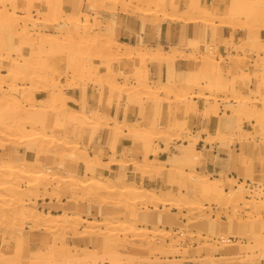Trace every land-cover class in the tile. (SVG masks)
<instances>
[{"label": "rangeland", "instance_id": "obj_1", "mask_svg": "<svg viewBox=\"0 0 264 264\" xmlns=\"http://www.w3.org/2000/svg\"><path fill=\"white\" fill-rule=\"evenodd\" d=\"M46 1L0 0V12L2 13L0 14V38L3 36L4 39L2 42H4L9 36H14L21 49L20 54H11L8 60L0 61V64H3L0 77L4 78L3 85L5 91H9V86L12 83L9 79L10 70L13 63H17L21 70L19 71L16 82L17 88L20 89V95L25 93L22 87H25L27 91L30 88L32 89L31 94L34 98L37 96L38 99L26 101L27 98L21 97L15 99L17 104L25 107V109H29L32 106L31 104H35V110H31L33 114L38 110L36 112L42 113L45 111L53 117L54 115L51 114L56 113L58 117H63L59 122L61 124L64 120L63 126L58 129L54 137L77 143L80 149L78 151L74 148L63 149L62 147L54 146L53 141H47L50 145L53 144L51 147L52 154H48L45 151L32 152L29 155L25 154L32 162L30 164H22L23 168L36 171L44 170L46 172L47 166L53 165L54 170L52 169L49 172L57 175L67 176L69 175L67 171L70 174H81L83 173L84 167L81 162L79 163V167L73 164L75 162V160H72L74 154L82 151V153L87 152L90 155L98 154L101 158V163H103L102 165H108L111 159L113 160L115 158L114 155L118 156L119 154L122 161L124 160L123 162L130 160L129 162L132 163L131 166H115L113 170L106 171L105 174L100 170H96L95 172H90V175H88L89 178L87 177V179H90L92 175H94V178H100L102 175L101 177L106 180L114 178V176L121 177L118 183H116L117 189L122 186L137 187L145 192L154 191L156 194L162 196L172 192L176 196L186 194V196L190 197L194 192L192 190V184L193 182L195 183V178L198 179L202 175L209 179H218L216 184L218 186H212L216 191L220 188L228 191L236 188L234 186L235 184L237 187L242 185L245 191L243 195L246 197L244 199H232L229 195L227 196L225 194L227 198L219 200L212 196H204L205 194L202 193V199H199L195 206H189L187 209H176L172 206L164 208V206L158 205L157 212L150 214L154 218L158 213L165 211L166 216L175 218L176 223L173 226L167 227L165 223L157 224L156 220H153L149 224H143L140 221L144 211L155 209L153 200L147 198L145 195L144 197H128L126 195V197H123L117 190L110 194V196L104 195L105 193L103 195L101 194L96 200L89 198L88 200H83V202L80 200L69 201V193L71 191H77L78 194L76 193L77 195L75 196L80 198L83 191L80 188L81 184L53 183L47 186L48 193L54 192L53 194L56 193L58 195L57 197L55 195L51 197L48 195V198H46L45 194L41 191L42 195L29 200L30 205H27L25 204V201H28L27 197L21 194L26 191L25 189L23 191V188H26L28 191L30 183L27 182L29 180H19L20 183L13 184L15 189L19 187L20 189L18 190H21L16 195L17 200H0V207L8 208V210L0 212V219L1 221L4 220L3 222L0 221V264H44V262L45 264H77V260H70L69 258L68 260L64 256H61L64 252L60 249V246L63 244H73L93 248L96 247L94 237L103 238L102 230H100L101 232H99L98 228L94 229L96 232L88 230V222H84L81 218L95 221L112 219L119 220V222L133 220L137 221L138 227L157 229L153 234H149L141 240L130 241L129 239L132 235L129 234L127 236V243H130V247L138 246L140 243L145 245L148 240H155L156 244L159 245L161 244L159 243L162 238L161 233L167 230L171 231L172 238L169 237L165 241H168L169 244L171 243L177 249L176 252H169L167 255L160 253L152 247L151 250L144 251L141 256L128 255L125 260L127 262L131 261L135 262V264H200L204 261H212V263L214 262L213 264H224L232 261H246L247 264H264V229L259 230L255 225L256 221L264 222V122H260L262 119L259 117L253 119L246 112L244 114L240 111V109L243 110V106H251V109H259L260 107L261 111L264 108V105H262L264 101V16L261 14L264 11V0H242L245 3L243 9L237 12V14H230L229 16L224 15L230 7L225 5L222 10L216 12L213 10L214 15L205 18H202L197 13H188L184 0H181L182 5L176 10H173L169 6L163 8L164 10L158 9L153 0H78L80 2V8L73 9L70 5H66L65 13L63 12L65 14L64 16L59 17L60 12L56 13L55 17L57 19L59 18L58 21L53 20V15H50L49 7L45 6ZM214 2L216 3L218 0L194 1L197 6L205 4L210 9H213ZM53 3L57 5L58 1L56 0V3ZM249 4H254V7L255 4H258L255 7L257 12L249 14L247 12ZM144 11H151L152 14L145 15ZM69 13L74 14V16L78 13L81 16V23L79 24L81 31L76 37L72 33L73 27L67 23L66 17H69ZM7 17L8 20L9 18L17 19L14 21L17 23V29L15 32H12L14 35L10 34V29L5 26L4 22H6L5 19ZM186 17H194L197 23H186ZM167 23L176 24L181 28V38L178 44L173 42L167 44H162V42L151 44L141 38L140 33L145 30V27L148 26L157 33L160 26ZM122 28L126 29V36L131 39L133 46L141 48L142 51L146 47H152L154 51L159 54L161 53L159 55L160 59L153 60L149 56L143 59L140 54L133 50V55L128 53L129 56H127V53H125L127 57L125 58V54L120 52L125 51V48L121 47L113 48L114 51H107L106 46L114 42L117 43V41L119 42V39H123L120 35ZM192 28H194V34H190L189 32ZM132 36L137 37V40L133 39ZM50 39H55V42L64 44L62 56L59 57L63 59L64 65L61 71L57 68H51L48 70V72L50 71L49 73H44L42 69L39 71L42 63L38 56L46 59L52 56V53L47 54L48 56L44 54L47 56L45 57L43 54L35 52L39 51V46H35L33 49V47L26 45L29 40H32L36 45H40L42 40L46 44L47 40ZM112 40L115 41L113 42ZM125 40L128 41V39ZM76 42L79 44H75ZM71 43H74V47L70 45ZM222 45L225 47L226 53L223 52L224 48ZM210 46H213V48L210 49ZM7 51L13 53V50H5V52ZM145 52L147 51L145 50ZM23 54L27 55L22 56ZM74 56L78 58L76 62H79V65L82 66H79L81 69L77 71H72L78 68H76L77 66L71 65L72 62H70ZM23 58H26L28 62L26 63L25 59L23 61ZM166 58L176 60L169 62ZM178 58L190 60L191 66L187 70H177V73H174L171 78L165 80L158 79L157 81L151 80L148 68L150 63L173 67V64L179 60ZM72 66L74 69H72ZM84 67H86V70L83 71L82 69ZM212 75H219L221 81L228 83L227 85L231 87L224 92H208L207 89L210 85ZM112 77H114L113 79L115 81L114 86L122 88L124 91L115 89L113 85L111 87L110 82L107 81L112 79ZM194 80L196 83H194ZM43 88H48L51 93L55 90H58L55 92H59L60 90L67 97L69 96L70 89L82 88L85 89L86 94L89 92L92 97L98 96L100 105L99 107H94L86 103L80 109L74 107L72 109L69 106V102H75L69 96L67 99V108L72 110L76 109V113L79 112L77 113L78 115L86 114L85 116L83 115V118L81 117L80 124L77 123L79 125L78 127H80L78 132L74 126L76 123L69 122L65 114L64 116H60L64 112L62 108L59 106V108L56 107L54 103L51 105V99L45 98L46 95L45 91H42ZM200 95H208L209 98H197ZM181 96H185L187 100L179 101V97ZM6 97L11 98L9 97V93ZM52 100H54V96ZM210 103L218 106L216 114L208 111L207 108ZM189 104H195L196 106L195 110L190 113L187 111ZM159 105H162L163 108L158 109L160 107ZM130 107H136L139 110V119L128 121L127 114ZM111 108L116 109V114L112 115L111 112L106 110ZM56 110L59 111L56 112ZM159 110H162L160 112L163 113L162 115L158 112ZM97 112L102 117H99ZM94 113L100 121L97 120V116L93 115ZM146 113L154 114V117H145ZM190 115L202 118L205 121H215L217 126L214 129L202 128L200 130H193L191 126H188L189 123L187 122ZM175 122L179 123L182 127L184 126V130L171 131L169 126L172 123L175 124ZM44 124L42 122L33 124L32 126L34 127H30L29 125L27 127V133H29L31 128H33L32 134H35L34 132L40 131L44 127H51L47 122ZM69 126L70 130L65 132L63 127ZM34 129L37 131H34ZM104 129L113 132L115 135L127 136L132 141L134 140L132 143L133 145L135 144V151L133 147L116 150V145H112L110 152L107 151L108 147H100L90 152L88 146L82 142L85 134L88 132L92 135L96 132L99 134ZM72 130L76 133L71 132ZM40 140V142H44L42 141L43 138ZM37 141L38 139L34 142L37 143ZM237 141L240 143L239 146H235ZM17 142H14L13 147L19 149L21 152L19 155L23 157L24 152H28L29 145H17ZM199 142L204 143L201 146ZM144 143L150 145V148L145 152L147 153V163H153V167L158 162L160 166L154 172L153 170L145 169V153L140 152L141 148L145 146ZM215 144H219L227 156L222 157L218 153L214 155L216 164L220 163L219 161H223L226 166L221 165L222 167L218 174L212 170L213 167L207 172L198 169L203 166V160L205 161L207 156H209ZM185 145L195 146L194 149L200 151L198 154L200 156L193 165L185 167V176L180 178L177 172L176 161L177 156L185 155L184 152L187 149ZM208 147H211V151L208 150ZM4 157L0 155V164L7 163ZM244 157L248 162L243 159ZM149 159L154 161L152 162ZM242 160L247 162V168L245 169L241 163ZM225 168H227L226 171ZM168 170L173 171L170 173ZM230 171H235L236 174L234 173V176H232L229 174ZM136 173L141 175V180L135 176ZM124 175L126 177L122 178ZM161 181L162 183L165 182V184L162 185ZM234 200L237 201L235 202ZM101 206L102 209L106 210L103 215H100L95 209L98 207L101 208ZM28 207H33L38 212L42 211L43 213L49 214H58L65 211L69 215L73 213L80 214L81 220H79L78 229L75 232V229L61 226L60 223L53 226L54 230L47 229L45 228L46 226H35L38 223L29 219L27 220L24 216H28L25 213L22 214ZM81 207L86 208L87 211H92L91 216L83 215L81 213L82 211H80ZM114 207L119 209L117 212L115 211V214L112 212V208ZM13 210L18 211L15 214L16 216ZM5 213L6 216L8 215L10 217H6L10 219L8 220L10 224L4 218ZM2 214L4 215L2 216ZM14 217L18 218L15 219V223L11 221ZM229 220L237 222L240 226L232 234L227 232L228 230L226 229ZM205 223L206 227H204ZM244 227H246L245 230L251 235H258L259 239L254 240L256 238L255 236L248 239L247 235L244 234ZM161 230L163 231L161 232ZM83 231L86 233H83ZM117 233L119 234L117 236L120 237V240L125 237L120 232ZM179 234H182V236ZM195 234H200V236ZM25 237L27 238V247L23 246L22 243ZM230 237L236 239L229 240ZM253 240L255 242L257 241L260 245L254 243ZM48 242L53 248L50 247V250L48 249L51 252L48 251L47 253L50 254L43 256L48 259L43 260L41 258L42 255L39 254V256L37 251H39L38 249H47V246H49ZM226 243H232L234 246H225ZM252 243L256 244V247L251 249L253 251H250L252 256L254 254L253 259H249V249L235 250V247L238 245H252L251 248H253L255 245ZM100 248L97 246V249L100 250ZM20 251L22 252L20 253ZM78 261L79 264L90 263L86 261H82L81 263V260ZM91 263L94 264L95 262ZM112 263L113 261L111 262L109 258L102 256L98 258L95 264Z\"/></svg>", "mask_w": 264, "mask_h": 264}, {"label": "bare ground", "instance_id": "obj_2", "mask_svg": "<svg viewBox=\"0 0 264 264\" xmlns=\"http://www.w3.org/2000/svg\"><path fill=\"white\" fill-rule=\"evenodd\" d=\"M57 1H58L57 5H55L53 3V2L56 3V0H47L45 2V6L49 7L50 15L51 14L53 15V16L52 15L51 16H52L53 20H55V21H58V19H59V18L57 19V17H55L57 12H60V14H59L60 16L57 15L59 17L65 15L64 14L65 13L64 10L67 7L66 5H70L73 9L74 8H78L80 6V2H78V0H57ZM137 1H140V0H137ZM141 1H144V0H141ZM146 1H148V0H146ZM153 1L156 3L155 5L158 7V9H163V8H166V7L169 6L173 10H176V9H179L181 7V5H182L181 0H153ZM153 1H150V2H153ZM194 1L195 0H184V3L186 4V8H187L188 13H197L202 18L210 17L211 15H214L213 9L208 8L207 6H205V4H201V5L197 6L196 5L197 2L194 3ZM14 5H16V4L14 3ZM216 5H217L216 8L218 10H222L225 5H227L228 7L230 6L229 9L227 10V13H224V15H228L229 16L230 14H232V15L234 14L235 15V14H237V12L242 10L244 5H245V3L242 0H218V2H216ZM256 5H258V4H255V7H256ZM255 7H254V4H249V8H247V12L249 14L257 12ZM58 10H60V11H58ZM144 12H145L144 13L145 15L152 14L151 11H144ZM79 13H81V12H79ZM0 14H2V13L0 12ZM249 14H247V15H249ZM261 14L264 16V11L261 12ZM46 15H48V14H46ZM75 16H74V14L69 13V17H66V18H67V23L71 24L69 26L73 27L72 33L76 37V36H78V34L81 31L79 29V24L81 23L80 22L81 21L80 20L81 16H79L78 13ZM0 19H1V17H0ZM15 20H17V19H15V18L10 19L9 18V20H8V17H7V19H5L6 22H4V23H5V26L10 29V34H13L12 32L13 31L15 32V30L17 29V23L14 22ZM186 23L196 24L197 21H196V19H194V17H191V18H187ZM113 24L115 25V23H113ZM0 25H1V23H0ZM27 31H29V30H27ZM27 31H26V33H27ZM3 39H4V37L1 36V38H0V61H2V62L8 60V58L11 57V54H20L21 53V49L18 46V41L16 40V38L14 36L11 35V37L9 36V38L6 41L2 42ZM54 40H51V39L47 40L46 44H44V40H42L40 45H36L35 43L32 42V40H29V42L26 45L28 47L29 46L33 47V49L35 48V46H39L38 47L39 51H35V52H39L40 54H43V55L44 54L47 55V54L52 53V56H49L46 59H42L40 56H38V58L41 59V63H42V67H41V63H40V67L41 68H39L40 69L39 71H41V69H42L43 70L42 72H44V73H46V72L49 73L50 71L48 72V70L51 69V68L52 69L57 68L58 70L61 71V68L64 65L63 59L59 58L60 56H62V51H63V48H64V44L61 43V42H57V41L55 42ZM112 41L114 42L115 40H112ZM77 43L78 42H76L75 44H77ZM111 44H113V45H111ZM111 44L106 46L107 47L106 48L107 51L108 50L112 51L113 48L121 47V48H125V51L124 50L123 51L118 50V51L122 52L123 54L127 53V56H129L128 53L132 54V52L134 51V52H137L138 54H140L141 58H143V59H146L148 56H149V58H152L153 60L160 59L159 55H161V53L160 54L157 53L156 51H154V49H152V47L151 48L150 47H146L145 50L147 52H145V50L142 51L141 48H136L135 46L127 44V43H120V42L117 41V43L114 42V43H111ZM70 45H73V47H74V43H71ZM212 48L210 46V49H212ZM7 49L13 50L12 51L13 53H11L10 51L5 52V50H7ZM30 50H28V51L31 53ZM135 50H138V51H135ZM140 50L142 51V53H141ZM29 52H28V54H29ZM32 52H34V51H32ZM170 54H171V52H170ZM26 55L23 54L22 56H26ZM47 56H45V57H47ZM124 57L127 58L126 54H125ZM29 58H31V57H29ZM24 59L26 60V63H27L28 62L27 59L23 58L22 60L24 61ZM76 59H78V58H76V56H74L72 61H70V62H72L71 65H74L75 67L77 66L76 68H78V69H74V67L72 66L73 68L72 67L71 68L74 69L72 71H77V70L81 69L80 67H82V66L79 65V62H76ZM166 59L169 62H173L174 60H176V59H169V58H166ZM38 60H36V61H38ZM23 63H25V62H23ZM29 63L31 64V62H29ZM9 64H10V62H9ZM28 64H27V66H28ZM30 64H29V67H30ZM2 65L3 64H0V72H1ZM85 68L86 67H84V69H82V70L83 71L86 70ZM33 69H31V70H33ZM82 70H80V71H82ZM19 71H21L20 68H19V65L17 63H13V66H12V68L10 70V75H9V79H10V81H12V83L10 84L9 89H8L9 91H5L4 85H3L4 78L0 77V155L5 156L4 158L6 159V162H7L5 164H0V196H1L0 200H12V201L15 200V199L17 200L16 195H18L21 190H18V189H20L19 187H17L18 189H15V186L13 184L20 183L21 180L22 181L29 180L27 182L30 183L28 191H27L26 188H23V191H24V189L26 191L23 192V194H21V195H25L27 197L28 201H25L26 202L25 204H27V205H30L29 200L38 198L39 195H42L41 191H42V193L45 194L46 198H48V195L50 197L54 196V195L57 197L58 195H56V193L53 194L54 192L53 193L52 192L48 193V187L47 186H50L53 183H60V184L61 183H69L71 185L81 184L80 188H82L83 191H82V194H81L80 198H77L75 196V195L78 194L77 191H71V193H69V197H70L69 201H75V200L78 201V200H80V201L83 202V200H88L89 198L92 199V200H94V199L96 200L97 197L100 196L101 194L103 195L105 193L104 195L110 196V194L114 193L117 190H118L117 192L120 193V195H122L123 197H126V196H128V197H132V196L133 197L134 196L144 197V195H145L147 198H150L151 200H153V202L155 203V209H153L151 211H148V210L144 211L142 217L140 218V221L143 224H149V223H152L153 220H156L157 224L158 223H161V224L165 223V224H167V227H169V226H173L176 222H175V218H173V217L170 218L169 216H166L165 211L161 210L162 212L158 213L156 217L154 216V218L150 214V213H153V212H157L158 205H162V206H164V208L167 207V206H172V207H174L176 209H182V208H186L187 209V208H189V206H195L197 201H199V199H202V197H203L202 193L205 194L204 196H212L215 199H219V200L220 199H226L227 197L225 196V194H227V196L229 195L230 198H232V199H244L246 197L245 195H243L245 191H244V187L242 185L237 187V185L234 183L235 184L234 186L236 188H233V189L228 190V191H224L222 188H220L219 190L216 191L214 189V187H212V186H214V185L218 186V185H216L218 179L217 178L216 179H209L208 177H205V176L203 177L202 175H200V177L197 176L198 179L195 178V183L193 182V184H192V186H193L192 190L194 192H193V195L190 196V197L186 196V194H182V193H181L182 195H179V196L177 195L176 196V195H173L172 192L169 193V194H166L165 196H162V195L156 194L154 191H146L145 192L141 188H137V187H125V186H122L121 188L117 189L118 187L116 186V183H118V181H119V179L121 177L118 178V177L114 176V178L106 180V179H103V177H101L102 175L100 176V178L99 177L98 178H94L93 177L94 175H92V177L90 179H87V177L89 178V176H88V175H90L89 173L90 172H95L96 170H100L103 174H105L106 171L109 172V171L113 170V167H115V166H120V165L121 166H129V165L131 166L132 163L129 162L130 160L128 162L127 161L123 162L124 160L122 161L121 157H119V154H118V156L114 155L115 158H113V160L111 159V162L108 165H102L103 163H101V158L99 157L98 154L90 155L87 152L82 153L83 151L79 152L77 154H74L72 156V160H75V162L73 164L76 167H79L80 166L79 163L81 162L82 166L84 167L83 168V173H81V174L74 173L76 175L70 174L69 171H67V173L69 174L67 176L66 175H57L55 173H51L49 171H52V169L54 170L53 165L52 166L48 165L47 166L48 171L46 169V172L44 170L36 171V170L28 169V168H23L22 164H26V163L30 164V162H32L31 159H28L27 155H29V153H32V152L36 153V152H39V151H42V152L45 151V152H48V154L49 153L52 154L51 147L53 146V144L50 145V143H47V141H53L54 146H57L59 148L60 147H62L63 149L74 148L76 151H78L80 149V146L77 143L68 141L67 139L54 137V134H56L58 129L63 126L62 124H63L64 120L62 121L61 124L59 123L60 120L63 117L62 118L58 117V115H56V113L55 114H51V115H54V117H53V116L48 115V113L45 112V111L42 112V113L41 112L40 113L36 112L38 110H36L35 113L33 114V113H31L32 112L31 110H35L34 109L35 108V106H34L35 104H31L32 106H30V108L28 107L29 109H25V107H23V106L21 107L20 105L17 104V101L15 99H18V98H21V97L27 98L26 101H29V100L31 101L33 99L38 100L37 96H36V98H34V96L31 94L32 89H30V88L28 89L29 91H27V89H25V87H22V90L25 93H23V95H20L21 94L20 93V89L17 88V85H16V82L18 80ZM66 72H67V70H66ZM34 73H37V72H34ZM38 73H40V72H38ZM50 75H51V73H50ZM113 78L114 77H112V79L109 78L110 80L107 81V82H110L109 84H111V87H112V85L113 86L115 85V81H114ZM194 83H196L195 80H194ZM227 84L228 83H224V82L221 81V78H220L219 75L218 76L212 75L211 76V82H210V85L208 86L207 90L210 93H213V92H224L226 89H229V87H231L230 85L228 86ZM114 88L115 89H119L120 91H124L122 88H119V87H115L114 86ZM43 89H42V91H45V95H46L45 98L51 99L50 102L52 101L50 104L52 105L54 103V105L56 107L59 106L64 111V112H62V114L60 116H64V114H65L67 116L69 122L80 124V122H81L80 119H81V117L83 118V115H84L83 113L84 112L81 113L83 115H78L77 113H79V112L76 113V109L72 110L73 109L72 107H71L72 109L67 108V99L69 98V96L67 97L65 95V93H63L60 90H59V92H55V91H58V90H55L54 92L51 93L48 88H45L44 90ZM82 91H83V94H85L84 96H86L85 89H83ZM8 93H9V97H11L10 99L6 97V95ZM53 96H54V100H52ZM117 96H119V94H117ZM179 98H180L179 101L187 100V98L185 96H181ZM195 98H196V96H195ZM197 98L206 99V98H209V97H208V95H200L199 97L197 96ZM8 100H10V101H8ZM73 101L75 102L76 105H79L81 107H84L83 104H86V98L85 97L81 101H78L77 99L76 100L73 99ZM194 102H196V101H194ZM262 105H264V101L262 102ZM208 106L209 107L207 109H208L209 112H212V114L213 113L214 114L217 113V111H218L217 107L218 106H216L213 103H210ZM161 107H162V105L160 107H158V109H161ZM187 108H188L187 111H189V113H190L191 111L195 110L196 106H195V104L194 105L189 104V106ZM57 111H59V110H56V112ZM161 111L159 110L158 112L160 113ZM240 111L242 113L246 112V114H248L249 117L252 116L253 119L256 118V117H259V118L262 119V120H260V122L261 121L264 122V108L261 111L260 107H259V109H251V106H249V107L243 106V110L240 109ZM91 113H93V112H91ZM160 114L162 115L163 113H160ZM93 115H95V113ZM93 115H91V116H93ZM97 115L99 116L98 112H97ZM97 115H95V116H97ZM98 116H97V120L100 121V119H98ZM100 116L102 117V115H100ZM103 118H105V117H103ZM103 118H101V119H103ZM160 118H161V116H160ZM68 121H67V123H68ZM41 122L43 124L47 122L48 124H50L49 126H51V127H49V128H45L44 127L40 131H37L36 129H34V131H37V132H34L35 134H32L33 133L32 132L33 128H31V130H29V133H27V129H28L27 127L29 125L31 127L33 124H38V123H41ZM76 124L74 125L75 128H76L75 130H77L79 132L80 127H78L79 125L78 124L76 125ZM32 127H34V126H32ZM183 127L179 123H176V122H175V124L172 123L169 126L170 130L174 131V132L181 131V130L183 131L184 130ZM63 128H64L65 132L70 130V126L69 127H63ZM73 130L71 132H74ZM166 132H167V130H166ZM74 133H76V132H74ZM177 133H179V132H177ZM1 136H3V137L1 138ZM41 138H43L42 141H44V142L46 141V143L40 142ZM36 139H38L37 143H35ZM15 141H18L17 145L18 144H24V146L25 145H29V148H28L29 150H28V152L27 151L24 152L23 157H20L19 153H21V152L19 151V149L13 147L14 144H15L14 143ZM144 145L145 146H143V147L141 146L142 148H141L140 152H142V153L147 152V150L150 148V145H147V143L146 144L144 143ZM185 147L187 148L186 151L184 152L185 155L177 156V161H176L177 172L180 175V178L181 177L183 178L185 176V167H189V166L193 165L196 162V160L198 159V157L200 156V155H198L200 153V151L195 150L194 149L195 146H193V145H185ZM59 148H57V149H59ZM25 154H27V155H25ZM115 154H116V152H115ZM144 155H145V158H144L145 161L144 162L146 163L145 164V167H146L145 169L153 170V172H154V170H157L158 167H160L158 162H157L156 166L153 165V167H152L153 163L149 164L146 161L147 160V153H145ZM152 159H149V160L153 162L154 160H152ZM243 159H245V157ZM245 160L241 161V163L243 164V168L244 169L247 168L246 163L248 162L247 160H246L247 162ZM168 171H170V173H171L173 170H168ZM150 172H152V171H150ZM135 176L138 177L140 180L142 179L141 175H138L137 173L135 174ZM125 177L126 176L124 175L122 178H125ZM44 194H43V196H44ZM105 197H107V196H105ZM18 198H19V196H18ZM22 198H25V197H22ZM102 198H104V197H102ZM89 204H93V203H89ZM90 209H92V208H90ZM95 209L97 210V212L100 215H103L106 212L105 209H102V206H101V208L98 207V208H95ZM124 209H127V208H124ZM4 210H8V208H4V207L1 208L0 207V212H2ZM112 210H113L112 211L113 214H115V211L117 212L119 209L114 207V208H112ZM80 211H82L81 213L83 215H88L89 217L91 216V212L92 211L91 212L87 211V209L84 208V207H81ZM16 212H18V211L15 210L14 211V215L16 214ZM24 213H25V215H27L29 217L28 218V217L24 216L25 218H27V220L29 219V220H31L33 222L38 223L37 225L35 224V226H41V227H45L46 226L45 228H47V229L49 228L51 230H54L53 229L54 225H57L58 223H60L61 226H65V227H68V228L75 229L74 231L76 232V230L78 229L77 226H79L78 225L79 224V220H81V219L84 222H88V226H87L88 230L95 231L94 229H97V228H98L99 232H101L100 230H102L103 238H99V237L97 238V236L94 237V243L96 244V247H93V248L88 247V246L81 247V246L73 245V244L72 245L71 244L70 245L69 244H63L62 246H60V249H62L63 252H64L61 256H64L67 259L69 258L70 260H75V261L76 260L77 261L81 260V263H82V261L90 262L89 264H92L91 262H93V263L95 262L96 263L98 258L104 256V257L109 258V260L111 262L113 261L112 264H135V262H131V261L127 262V261H125L128 255L132 254L133 256H137V255L141 256V254L144 251H149L148 249L151 250L152 247H154L155 250H158L160 253H163V254L164 253L165 254H167V253L169 254V252L172 253V252H176L177 251V249H175L172 246L171 243L169 244L168 241H165V239H169V237L172 238L171 237L172 233L169 230L161 233V237L162 238L160 239L159 243H161V244H159V245L156 244L155 240H148L147 244H145V245L140 243L138 246L130 247V245H129L130 243H127V240H128L127 236L129 234L132 235L131 238L129 239L130 241L141 240V239L146 238L149 234H153L157 230L155 228L154 229H150V228H146V227H138L137 221H133V220L129 221V222H119V220H112V219H102V220H99V221H95V220H92V219H88L87 220L86 218H81L80 214L73 213L72 215H69V213L67 214L66 211L58 213V214H49V213H43L42 211L38 212L33 207H28L24 212H22V214H24ZM108 214H109V212H108ZM108 214H106V215H108ZM0 215H1V213H0ZM3 215L4 214H2V216ZM14 215H12V216H14ZM21 216H23V215H21ZM6 217H8V215L6 216V213H5V216H4L5 220H7V221L10 220V219H7ZM8 218H10V217H8ZM16 218L17 217L12 218L13 220L11 219V221H13V222L16 221L15 220ZM2 220H3V218H2ZM0 221H1V219H0ZM3 221H1V222H3ZM80 223H81V221H80ZM9 224H10V222H9ZM255 225H256V228H259V230L264 229V222L263 221H256ZM204 227H206V223H205ZM239 227H240L239 224L237 222L233 221V220H229L227 222V225H226V229L228 230L227 232H229L231 234L234 232L235 229H237ZM118 228H120L121 230L120 229L117 230ZM64 229H67V228H64ZM245 229H246V227L243 228V231H244V234L247 235L248 239L250 237H252V236L256 237V238H254V240H256V239L258 240L259 239L258 235H251ZM162 231L163 230H161V232ZM117 232H120V234L125 235V237L120 240V237L117 236V235H119ZM83 233H86V232L83 231ZM195 235L200 236V234H195ZM195 235H192V236H195ZM22 243H23V246L27 247V244H26L27 243V238L26 237L23 238ZM254 243H257V241L256 242L254 241ZM254 243H252V244H254ZM260 243H261V241H260ZM51 244H52V241H51ZM257 244L260 245L259 243H257ZM45 245H46V243H45ZM52 245L50 246V243H49V246H47L48 248L45 249V250L44 249H38L40 251V252L37 251L38 255L41 254L42 255L41 258L43 260L44 259L45 260L48 259V258H45L43 256H46V254H50V253H47V252L50 250L49 249L50 247L53 248ZM254 245L255 246L253 248H251L252 245H249V246L248 245H241V246L238 245V246L235 247V250L239 251V250H248L249 249V251H248L250 253L249 254L250 255L249 259H253L254 258L253 257L254 254L252 256L251 252L253 250L251 251V249H254L256 247V244H254ZM97 246L101 247L100 250L97 249ZM225 246H231L232 247L234 245H232V243L231 244L226 243ZM21 252L22 251H20V253ZM49 252H51V251H49ZM248 252H246V253H248ZM75 261H73V262H75ZM77 261H76V263L79 264L78 263L79 261L78 262ZM213 263H212V261L211 262L210 261H204V262H202L200 264H213ZM41 264H43V263H41ZM44 264H45V262H44ZM54 264H56V263H54ZM218 264H222V263H218ZM224 264H247V263H246V261L245 262L232 261V262H227V263H224Z\"/></svg>", "mask_w": 264, "mask_h": 264}, {"label": "crops", "instance_id": "obj_3", "mask_svg": "<svg viewBox=\"0 0 264 264\" xmlns=\"http://www.w3.org/2000/svg\"><path fill=\"white\" fill-rule=\"evenodd\" d=\"M216 3L214 2V7L213 10L219 11L216 8ZM188 24H193V23H188ZM125 28H122V30H120V35L121 38L123 39H119L120 43H127V44H131L133 45L131 39L129 37L126 36L127 31H125ZM190 34H194V28H192V30L189 31ZM128 35V34H127ZM141 38L144 39L146 42L151 43V44H156V43H160L162 42V44H167L169 42H173L175 44H178L180 38H181V28L176 25V24H163L162 26H160V29L158 30V32L156 33L155 31H153L150 27H145L144 31H141L140 33ZM131 36V35H129ZM133 39L137 40V37L132 36ZM125 39H128L125 40ZM262 39V37H261ZM189 66H191L190 60H183V59H179L175 62V64L173 65V67H167L166 65H159V64H154V63H150L148 65L149 68V77L151 78L152 81H157L158 79L161 80H165L168 78H171V76H173L174 73H177V70H187L189 68ZM123 67V65H122ZM83 89L79 88V89H70L69 90V96L70 97H74L73 99H77L78 101H81L84 99V95H83ZM86 98V103L89 106H94V107H99V100H98V96L96 97H92L90 95V93L88 92L85 96ZM69 106L80 109L81 106L76 105L73 102H69ZM108 112H111V114H116V109L115 108H111V109H106ZM155 113V111H154ZM139 110L136 107H130L128 110V114H127V119L129 120H133L135 121L136 119H139ZM145 117L151 118L154 117V114L151 113H146ZM187 122L189 123L188 126H191V128H193V130H200L202 128H207V129H214L217 124L215 121H205L202 118H198L194 115H190L187 119ZM95 141V142H94ZM83 144L87 145L89 148L90 152H93L94 150H97L100 147H108V152L111 151L110 147L112 145H116V150H124L125 148H131L133 147L134 151H135V144L133 145L132 142H134V140L132 141L129 137L127 136H122V135H115L113 132L104 129L101 133L97 134V132L92 135L90 132L86 133L83 139ZM94 142V143H93ZM91 148V149H90ZM208 150L211 151V147H208ZM219 154L222 157H227L225 154V152L222 150V148L219 146V144H215V146H213L212 151L210 152L209 156H207V158L205 159V161L203 160V166L199 167L198 169L204 170V172H207L209 170L215 171L216 174H218L221 170L222 166H226V164L223 161H219L220 163L216 164L214 155ZM222 165V166H221ZM227 170V168H225V171ZM234 173L236 174L235 171H230L229 174H231L232 176H234ZM162 183V181H161ZM165 182L162 183V185H164ZM161 186V185H160Z\"/></svg>", "mask_w": 264, "mask_h": 264}, {"label": "built area", "instance_id": "obj_4", "mask_svg": "<svg viewBox=\"0 0 264 264\" xmlns=\"http://www.w3.org/2000/svg\"><path fill=\"white\" fill-rule=\"evenodd\" d=\"M212 47H213V46H211V48H212ZM222 47L224 48V49H223V52L226 53V52H225V51H226V50H225V47H224L223 45H222ZM225 57H226V56H225ZM200 143H201V144H200ZM203 143H204V142H199V145L202 146ZM239 144H240L239 141H237V142L235 143V146H239ZM179 235L182 236V234H179ZM235 239H236V238H234V237H230V238H229V240H235ZM220 240H222V239H220ZM182 242H183V241H182Z\"/></svg>", "mask_w": 264, "mask_h": 264}]
</instances>
